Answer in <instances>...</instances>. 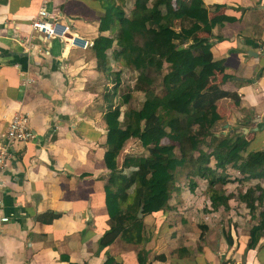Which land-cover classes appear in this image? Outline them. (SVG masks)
Segmentation results:
<instances>
[{"label":"crops","instance_id":"obj_1","mask_svg":"<svg viewBox=\"0 0 264 264\" xmlns=\"http://www.w3.org/2000/svg\"><path fill=\"white\" fill-rule=\"evenodd\" d=\"M203 1L211 20L234 18L209 32L201 25L196 33L212 43L209 85L240 99L219 101L220 132L236 136L241 131L249 141L245 156L264 150V0ZM170 3L176 9L177 0ZM42 6L65 14L73 32L93 43L99 36L116 37L114 30L100 29L103 0H0V138L17 112L29 117L37 134L30 142L13 144V157L0 170V264H104L109 256L120 264H141L143 249L148 264H264V234L248 247L249 231L260 223L264 205L256 201L252 213L233 195L228 208L211 206L209 200L196 208L197 198L210 199L215 185L208 187L209 179L193 178L194 173H187L190 189L195 182L192 192L174 191L165 209L139 215L141 243L118 238L111 246L99 245L111 224L106 118L115 92L110 87L117 80L99 66L93 47L45 40L33 27ZM174 23L177 30L193 24L191 19ZM119 49L115 42L108 50L113 71L115 63L122 65L113 55ZM122 68L116 70L121 76ZM101 83L104 88H98ZM221 176L229 178L224 187L235 181ZM221 212L230 213L227 220ZM241 212L246 218L235 220Z\"/></svg>","mask_w":264,"mask_h":264},{"label":"trees","instance_id":"obj_2","mask_svg":"<svg viewBox=\"0 0 264 264\" xmlns=\"http://www.w3.org/2000/svg\"><path fill=\"white\" fill-rule=\"evenodd\" d=\"M118 1L103 0L105 13L101 16L100 26L101 31H117L116 40L111 36H99L92 46L99 66L108 75L114 73L113 77L117 79L106 118L108 148L105 161L111 171L113 187L105 188L111 224L99 241L103 247L111 246L118 238L130 244L141 243L143 220L139 217L140 210L148 214L169 205L173 192L181 189L176 185L178 168H189L187 165L192 162L188 161L197 152L195 172L209 179L210 188L228 181L226 177L216 178V173L218 168H223L222 174L226 176L229 165L247 179H264V150L251 151L245 156L249 141L241 131L236 137L223 138L211 152L202 148L207 138L215 137L213 128L222 119L219 101L231 97L239 103L240 99L237 94L209 85L213 68L212 43L200 39L196 33L201 25L209 32L215 24L234 18L224 16L211 20L203 0H177L176 9L172 8L170 0H134L132 14L128 16L126 9L118 6ZM176 19H191L193 24L177 30ZM190 39L192 42L188 43ZM115 41L121 47V50H114L115 59L139 71L134 89L145 93L139 109L129 108L122 112V106L129 104L132 96L117 94L122 71L112 70L108 54ZM165 64L169 69L162 79L164 91L158 94L154 79L147 71L150 68L160 71ZM228 77L225 75L224 81ZM116 94L122 99L121 104L112 103ZM122 116L124 120H121ZM132 138L138 139L149 154H128L120 165V154ZM165 138L177 143L181 157L176 153L175 144L162 143ZM212 157L217 160L215 167L210 165ZM128 168L132 169L131 177L125 174ZM189 173L194 172L190 169ZM194 183L191 189L195 188ZM258 187L261 194L257 198L250 197L253 188L240 195L252 213L256 201L264 205V188ZM210 198L214 206L228 208L231 196L213 189ZM261 214L260 223L249 231V248L255 247L264 234V210ZM139 260L141 264H148L144 249L139 253ZM104 264L120 263L114 256H109Z\"/></svg>","mask_w":264,"mask_h":264},{"label":"rangeland","instance_id":"obj_3","mask_svg":"<svg viewBox=\"0 0 264 264\" xmlns=\"http://www.w3.org/2000/svg\"><path fill=\"white\" fill-rule=\"evenodd\" d=\"M118 6H120V7L123 6L126 9V13L128 14V16H130L132 14V9L134 7V0H122V1L119 0ZM184 24L189 25V23L187 21L184 22ZM178 25H179V23H177L175 25L176 28ZM73 34H76V33H73ZM117 35H118V32H117ZM121 62L124 66L123 65H117L116 63L114 64V65H116L115 72H119L116 70H119V68H121V66H123V68H124V69H122L123 75L120 76L121 86L119 87L118 91H119V94L129 93L132 96L130 103L122 106V112H126V110H128L129 108L139 109L142 107L143 102L145 100V93L141 92V91H136L134 89L137 77L139 75V71L135 70L134 68H130L127 66L125 67L124 61H121ZM168 69H169L168 65L165 64L163 69H161L160 71L159 70L157 71L154 68H150L147 71L149 76L154 79V88L156 89L158 94H160L164 91V87L162 86V79H163L164 74L168 71ZM113 74L111 75L112 79L115 78V77H113ZM118 80H119V78H118ZM115 84H116V82L113 81V83L111 84L110 90H113V91L115 90V87H116ZM98 88H104V83H101L100 85H98ZM109 97H110V95H109ZM121 102H122V99L117 97V99L115 101H113L112 103L115 105H118V104H121ZM99 107H100V105H99ZM121 120H124V116H122ZM123 125H124V123H123ZM213 129H214L213 132H215L219 135L218 136L215 135V137H209V138H207V141L204 142L202 148L207 152L213 151V149H215L217 147L218 143L223 138L229 136L228 134L225 135L224 133L220 132L222 129H224L222 123L217 124V126H215ZM162 143H164V144H175L177 147L176 153H177L178 157L182 156L176 142H173V141L169 140L168 138H165V139H163ZM128 154H137V155L145 154V155H148L149 151L146 148L142 147V145L138 139L132 138L126 143L123 151L120 154V165H122V162H123L125 156ZM198 155H199V153L197 152L196 155H194L193 159L190 158L191 161H188V162H192V163L187 165V167H189V168H187V169L178 168L179 170L177 171L178 172L177 175L179 177V180L177 181L176 185L180 186L183 189L182 191H185V194L189 193L191 191L189 181H188V177H187V173L190 172V169L193 170V172H194L193 178H197V179L200 178V176L195 172V168H194V166H195L194 165V159H197ZM212 166H215V160H213ZM131 170L132 169H130V168L126 169L125 174L127 173L128 176L132 175V174H130ZM223 171H224L223 168H218V171L216 173V175H218V178L223 173ZM137 172H139V170ZM226 173L228 176L233 177L235 181L231 182L230 186H227V187H224V185L222 183H217V184H215V190L224 191V193L227 192V195L230 192H232L229 195L231 196V198L233 197V195L235 198H238L237 199L238 204H239V202L242 201L240 198V195L245 194L249 190V188H253V190H254V192L251 194L250 197H255V198H257L261 194V189L258 187V185H260L262 188H264V182L261 185L260 181H257V180H251L250 181V180L242 179V178H245L244 174H242L239 170H237L235 168L234 169L231 168L230 170L228 168H226ZM182 174H185V175H182ZM195 174H197V175H195ZM209 186L210 185L208 184V187ZM211 188H212V186H211ZM224 188H226V189H224ZM206 189H207V187H206ZM195 190L197 193H198V191L200 192V190H201L200 186H198ZM185 194L182 195L183 199L187 198V196ZM198 195H200V194L198 193ZM206 200L207 201L209 200V203L211 204V206H213L211 198L209 199L208 196H205L204 198H201L200 200H199V198H197V202L195 203L196 208H198V207L204 208L205 204H208V202ZM242 202H244V201H242ZM246 204L248 205V203H246ZM256 204L257 205L259 204L258 201ZM220 206H222V205H220ZM243 206H245V205L243 204ZM247 210H249V209H247ZM246 212H248V211H246ZM246 212L245 213L241 212L240 214H236V216L238 218L236 217L235 220L238 221L241 219H245L246 214H247ZM221 214H222V216H224V219L227 220L228 219L227 215H229L230 213L226 214L224 212H221ZM232 221H233V219H232ZM228 223H229V220L224 222L225 225H227Z\"/></svg>","mask_w":264,"mask_h":264},{"label":"built area","instance_id":"obj_4","mask_svg":"<svg viewBox=\"0 0 264 264\" xmlns=\"http://www.w3.org/2000/svg\"><path fill=\"white\" fill-rule=\"evenodd\" d=\"M61 20H64V22ZM33 27L46 40L58 37L66 46L86 48L89 45L88 40L85 38L72 34L69 18L65 14H60L59 10H54L50 13L42 6L38 17L34 19ZM36 137L37 134L30 125L29 117L22 112H17L0 138V170L5 169L13 157V152L10 149L13 144L30 142ZM8 220L9 217L2 218V221Z\"/></svg>","mask_w":264,"mask_h":264},{"label":"clouds","instance_id":"obj_5","mask_svg":"<svg viewBox=\"0 0 264 264\" xmlns=\"http://www.w3.org/2000/svg\"><path fill=\"white\" fill-rule=\"evenodd\" d=\"M69 22H70V24H71V26H72V34L74 33L73 32V25H72V21H71V19H69ZM114 33H116V37H113L114 39L115 38H117V31L116 32H114ZM81 37V36H80ZM56 38H58V37H56ZM46 40V39H45ZM61 40V39H60ZM116 40V39H115ZM62 41V40H61ZM88 42H89V45L86 47V48H83V47H81V48H83V49H87V48H89V47H92L93 46V42L92 41H89L88 40ZM116 42V44H117V41H115ZM92 43V44H91ZM63 44H64V42H63ZM115 44V43H114ZM65 45V44H64ZM118 45V44H117ZM66 46V45H65ZM119 46V45H118ZM120 47V46H119ZM119 50H121V47H120V49ZM113 55H114V53H113ZM114 58H115V56H114ZM123 65V64H122ZM124 66V65H123ZM126 67V66H125ZM122 69H124V68H122Z\"/></svg>","mask_w":264,"mask_h":264},{"label":"water","instance_id":"obj_6","mask_svg":"<svg viewBox=\"0 0 264 264\" xmlns=\"http://www.w3.org/2000/svg\"><path fill=\"white\" fill-rule=\"evenodd\" d=\"M142 212H143V211H142V209H141L140 212H139V215H140V216H141V214H143Z\"/></svg>","mask_w":264,"mask_h":264}]
</instances>
